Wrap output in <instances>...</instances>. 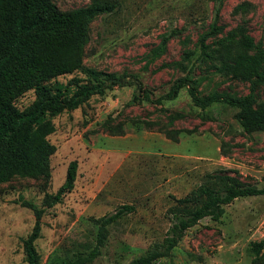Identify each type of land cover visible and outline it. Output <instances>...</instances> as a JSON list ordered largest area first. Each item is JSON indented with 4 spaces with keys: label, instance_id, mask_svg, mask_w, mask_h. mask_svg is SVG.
Here are the masks:
<instances>
[{
    "label": "rangeland",
    "instance_id": "rangeland-1",
    "mask_svg": "<svg viewBox=\"0 0 264 264\" xmlns=\"http://www.w3.org/2000/svg\"><path fill=\"white\" fill-rule=\"evenodd\" d=\"M51 1L69 12L93 0ZM115 1L114 13L89 24L84 46L69 38L48 48L45 57L63 56L67 65L45 84L70 95L76 80L89 79L87 69L126 74L129 84L49 117V173L18 174L0 184V264H28L24 241L36 217L24 201L43 210L35 243L40 264H81L77 257L97 244L98 221L121 206L134 209L107 227L99 256L86 264H147L144 258L164 250L170 209L209 176L228 174L264 188V131H244L238 109L195 107L187 88L174 101H156L191 72L202 96L244 97L254 88L255 106H264V61L256 84L223 69L240 55L264 58V0ZM164 35L170 36L163 45ZM137 79L152 101L143 99ZM29 80L24 76L5 98L19 110L36 99ZM73 161V191L47 207ZM149 264H264V195L233 201L219 220L203 219L168 256Z\"/></svg>",
    "mask_w": 264,
    "mask_h": 264
},
{
    "label": "trees",
    "instance_id": "trees-1",
    "mask_svg": "<svg viewBox=\"0 0 264 264\" xmlns=\"http://www.w3.org/2000/svg\"><path fill=\"white\" fill-rule=\"evenodd\" d=\"M118 8L115 0H93L86 7L62 12L51 0H0V184L9 182L15 175H47L50 157L54 148L45 139L51 129L48 122L53 117L79 108L96 95L106 90L129 84L128 76L87 69L88 80H76L75 90L70 95L54 92L45 83L63 73L65 57L54 59L45 57L48 48L66 39H75L84 46L87 41L89 24L98 16L111 14ZM206 34L202 39L212 35ZM170 35L163 36V45ZM247 45L252 47L251 40ZM45 57V63L41 58ZM262 54L240 55L233 64H226L224 70L241 72L248 79L262 77ZM44 66V67H43ZM30 77L28 88H35L36 99L28 108L19 110L5 98L20 84L22 78ZM32 81V83H31ZM200 80L191 72L173 82L169 91L156 101H174L180 91L187 88L195 107L206 109L214 104H223L239 110L238 122L246 132L264 131V106L256 107L254 88L244 97H233L221 92L202 96L199 92ZM137 87L144 100L152 101L151 92L143 89L137 79ZM78 163H70L64 184L55 195L47 196L45 205L52 207L63 196L73 191L77 178ZM264 195V188L242 183L228 174L209 176L195 191L179 199L170 209L173 222L167 232L163 251H155L145 263L168 256L184 238L186 231L197 226L203 219L219 220L225 206L233 201ZM23 206L32 209L36 222L24 241V251L28 264H40L35 243L40 237L43 210L24 201ZM134 208L121 206L109 216L101 218L95 248L87 255L77 257L78 263L86 264L100 254L105 245L107 227L130 213Z\"/></svg>",
    "mask_w": 264,
    "mask_h": 264
}]
</instances>
